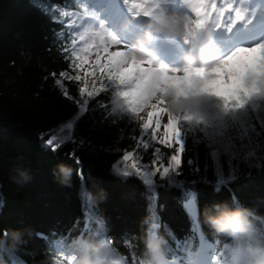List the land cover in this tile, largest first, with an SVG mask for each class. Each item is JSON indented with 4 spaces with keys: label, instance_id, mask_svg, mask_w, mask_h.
Here are the masks:
<instances>
[{
    "label": "trees",
    "instance_id": "trees-1",
    "mask_svg": "<svg viewBox=\"0 0 264 264\" xmlns=\"http://www.w3.org/2000/svg\"><path fill=\"white\" fill-rule=\"evenodd\" d=\"M85 4L86 0H0V236L4 229H17L24 241L14 254L3 259L6 264H11L15 255L26 264H57L65 255L69 256L77 244L76 241L71 249L57 246L54 243L57 237L70 233L76 238L85 223L94 221L97 215L105 223L107 235L113 238V247L119 253L125 252L124 239L127 238L132 241L130 247H134L137 256L140 253L144 256L146 248L142 237L151 222V207L163 225L159 234L151 237L163 236L166 240L164 249L168 264H171V257L182 264H190V260L192 264L202 260L213 264L214 259L215 264L228 263L234 242L209 229L203 219L206 211H217L214 201L229 199L226 189L217 193L210 184L196 185L201 209L200 227L205 237L201 238L192 231V220L183 207L186 188L177 185L149 191L139 178L125 180L111 172L114 162L121 161L125 152L134 150L138 124L127 115L117 119L109 114L107 119H102L107 108L97 107L96 101L107 104L113 91H105L90 100V111L78 123L74 121V135L91 142L76 152L81 161L79 167L66 156L76 147L74 144H65L55 154L42 145L41 133L56 130L78 111L76 100L80 98V84L63 82L73 97L68 99L62 95L64 89L54 85L55 78L50 74L57 73L56 78L61 71L72 74L62 53L63 42L70 34L78 35L76 27L81 21L71 13L85 15ZM49 9L51 14H45ZM63 11H68L70 16H60ZM70 20L75 21L71 30L66 27ZM114 87L108 85L109 89ZM217 105V100L211 101L200 113L211 118L219 111ZM257 118L264 120V105L247 121V125L255 124L259 131ZM113 119L117 122L113 123ZM237 129L240 125H235L226 136L236 137ZM248 131L251 143L248 144L247 139L244 141L248 147L241 151L240 140L235 141L240 155L256 147V141L264 144V134L257 136L251 128ZM185 137L186 150L180 155L181 175L177 179L190 182L206 175L210 181L214 180L212 160L208 157L214 146L206 148L208 141L198 130H187ZM198 138L202 142L194 143ZM155 148L156 145H150L147 150L142 149L143 162L152 159ZM190 159L191 164L188 163ZM206 161L209 165L207 172L204 171ZM61 163L72 170L70 180L65 183L61 182ZM197 165L200 166L199 172ZM241 168L242 173H247L246 167L241 165ZM251 171V178L242 174L230 187L241 206L264 217V167ZM81 172L83 179L78 174ZM155 183H161L159 176ZM218 205L235 207L224 202ZM254 223L264 239L261 234L264 225L257 220ZM95 227L93 223L92 230ZM53 231L56 236L51 235ZM169 231L172 237L168 235ZM37 233L44 234L45 238ZM89 236L85 233L83 237ZM217 239L219 243L213 249L210 245ZM189 246L191 257L184 250Z\"/></svg>",
    "mask_w": 264,
    "mask_h": 264
},
{
    "label": "snow or ice",
    "instance_id": "snow-or-ice-1",
    "mask_svg": "<svg viewBox=\"0 0 264 264\" xmlns=\"http://www.w3.org/2000/svg\"><path fill=\"white\" fill-rule=\"evenodd\" d=\"M164 0H123L128 11L134 18H149L152 14L162 7ZM224 0H193L191 3V23L185 35V41L190 42L194 34L205 24L214 25L217 30L224 28L231 32L232 29L240 22L251 20L247 17V10L243 7L233 6L228 3L220 7ZM43 10V9H42ZM85 15L71 13L83 23L87 19L91 27L83 28L78 35H69L68 40L64 43L62 53L69 63L72 74L68 71L51 73L54 77V85H58L64 90L62 95L65 98L73 99L64 88V80L73 82L84 81L79 87V96L83 99L76 100L78 111L75 116L58 126L56 130L49 129L46 133L40 134V140L46 150L55 154L65 144L72 143L76 147L70 153H67V159L73 161L78 167L81 165L80 158L76 155L79 148L90 144L84 138L74 135V128L77 122L90 111L89 101L95 100L105 91L116 92L118 97L123 100V111L117 112L113 108L112 96L107 104L104 101L97 100L96 106L107 108L102 119H107L109 114L117 119L127 115L131 120L140 123L142 129L139 144L147 150L151 142L159 143L168 149H175L170 154L167 166H156L157 162L162 159L161 149H154L156 159L152 161L153 168L148 165L137 163L139 157L134 158L133 152H125L122 155V163L118 160L114 162L111 172L117 177L127 180L130 177L139 178L143 185L149 191H158L160 187L172 188L177 185L186 188L188 191L182 197L183 207L192 220V231L201 238L204 233L200 227L201 209L199 205V192L196 185L198 183L210 184L213 190L219 193L222 190L229 192V199L223 201H214L217 205L224 202L228 205L239 207L240 203L237 195L231 189V184L246 175L251 178L252 169L264 167V144L256 141V147L240 155L237 152L236 140H240L239 148L241 151L251 143L248 129L255 131L257 136L264 134V120L257 118L260 130L257 131L255 124L247 125L252 113L260 110L264 105V41L257 42L249 46H239L230 51L223 59L210 67H184L168 68L157 64L152 58L140 59L131 55L128 45L123 42L117 35L111 32L100 20V16L94 8H90L87 3L83 9ZM226 13H230L226 15ZM45 14L50 15L51 9ZM62 17H69L68 11L59 13ZM64 23L63 21H56ZM75 21L70 20L66 27L70 30ZM70 45V46H69ZM112 46H121L117 50H112ZM95 55L94 61L90 59ZM91 80V84L88 80ZM108 85L115 86L109 89ZM226 93V94H224ZM172 94L177 98L192 96L214 97L218 101L219 111L208 118L201 113L180 112L174 113L167 106L166 101L162 98ZM117 113L120 116L117 117ZM143 113V115H142ZM167 122L162 123L164 117ZM113 119V123L117 122ZM235 125H240L237 129L236 137H227L226 133ZM247 125V126H246ZM188 131L198 130L208 141L205 147H213L208 152V157L212 160V170L214 180H209L206 175L186 182L183 179H177L181 175L180 155L186 150V137L181 129ZM147 135L148 140L144 137ZM45 136L48 138L45 139ZM248 140V144L244 141ZM202 142L201 139L194 140V143ZM109 151L108 149H105ZM114 151V150H111ZM189 164L192 163L190 159ZM225 164L227 168L225 169ZM241 165L248 169L247 173H242ZM209 165L206 161L204 171L207 172ZM197 171L200 166L197 165ZM83 179L82 172L78 173ZM159 174L161 180L166 184L157 185L154 177ZM207 205V204H206ZM253 218L264 225V217L257 216L252 212ZM149 217L151 222L148 224V235L155 237L159 234L163 226L154 210L150 207ZM95 223V230H92V224ZM85 233L103 236L105 240L114 246L113 238L107 235V227L97 216L95 220H89L85 223L84 229L81 230L77 237L83 238ZM264 235V232L261 233ZM41 238L44 234L37 233ZM51 235L56 236L55 231ZM168 235L172 237L169 231ZM76 237V238H77ZM76 238H72L70 233L60 235L54 241L57 246L70 248L76 243ZM217 239L214 244L210 245L213 249L218 244ZM132 241L125 238L123 253L126 258V264H141L143 253L138 256L134 247H130ZM229 247L226 243L225 249ZM192 256L191 248L184 249ZM168 251L172 249L168 246ZM171 264H175V258L171 257ZM11 264H26L19 260L15 255L11 258ZM57 264H72V258L65 255ZM190 264L192 261L190 260ZM215 264V259L213 261Z\"/></svg>",
    "mask_w": 264,
    "mask_h": 264
},
{
    "label": "clouds",
    "instance_id": "clouds-1",
    "mask_svg": "<svg viewBox=\"0 0 264 264\" xmlns=\"http://www.w3.org/2000/svg\"><path fill=\"white\" fill-rule=\"evenodd\" d=\"M130 20L122 26V31L132 34L134 39L128 44L131 55L137 58H155L158 42L163 39L170 44L186 42L185 35L191 23L187 14L172 13L164 7L146 18L142 31L135 32ZM220 46L215 39V31L211 24L203 25L187 42L184 61L188 67H210L220 60ZM166 106L174 113H200L204 96H186L177 98L172 94L162 97ZM113 108L123 111V100L116 92L112 95ZM59 170L63 174L62 183L70 180L71 167L61 163ZM217 211H206L204 223L209 229L234 242L228 264H264V239H261L250 209L239 207L216 206ZM142 237L146 252L141 258V264H168L163 236L152 238ZM77 244L71 253L72 264H126L125 257L118 249L108 243L105 238L96 234L89 237H77ZM22 233L17 229H4L0 236V264H6L4 256L14 254L23 243Z\"/></svg>",
    "mask_w": 264,
    "mask_h": 264
},
{
    "label": "rangeland",
    "instance_id": "rangeland-1",
    "mask_svg": "<svg viewBox=\"0 0 264 264\" xmlns=\"http://www.w3.org/2000/svg\"><path fill=\"white\" fill-rule=\"evenodd\" d=\"M98 1V6H96L94 3L95 1H91V7L94 8L97 13L100 16V20L102 22L105 23L106 27L113 32L115 35H117L123 42H125L127 45L131 44L133 42V35L129 34V33H125L124 31H122V26L132 20V28L134 29L135 32H139L138 31V23L139 26L142 27L143 23L145 22L144 17H138V18H134L132 16V14L128 11L127 6L124 5H120L119 3H116V5L111 8L108 7L106 2L103 0H97ZM90 2V1H89ZM193 2V0H164L162 7H164L165 9H167L168 11L172 12V13H183V14H187L189 17L191 15L194 16V14L191 13V3ZM219 3V0H218ZM228 3H233V0H224L223 4H220V7H224L226 4ZM233 6H237V7H243L244 9L247 10V12L249 10H251L252 12H259L261 13L262 11V7L264 6V0H246L245 3H242V0H234ZM261 9V10H260ZM230 13H226V15H228ZM191 18V17H190ZM86 27H91L89 21L87 19H85L83 21V23H80L79 27L77 28V33L79 34L80 31L83 30V28ZM215 34H219L218 39L222 40L223 42L226 41L225 38H223L224 36H229L230 32L227 31L224 28H221L219 30H217L215 28V26H213ZM219 31V33H217ZM240 33V32H239ZM254 41H251V45L255 44L257 42H261L264 41V28L262 30H259V32H257L255 35H253ZM162 45H167L166 47H163ZM237 45V44H235ZM243 46H249V45H243ZM121 46H112V50H117L119 49ZM157 49L158 52L155 51V58L153 59L157 64L163 65L165 67L168 68H184V67H188L185 64L184 61V52L187 50V42H177L176 44H170L169 42H167L166 40L161 39L158 42L157 45ZM224 58V57H223ZM223 58H220L223 59ZM90 59L92 61H94L95 59V55L91 56ZM65 81V80H64ZM70 81V80H67ZM78 84H80L79 87H81L84 83V81H80L77 82ZM88 83L91 84V80H88ZM226 94V93H224ZM80 97V96H79ZM83 99L82 97H80L78 100ZM216 99L214 97H204L202 100V107L200 112L203 110V108H205L211 101H215ZM143 115V113H142ZM167 117L165 116L162 120V123H166ZM183 130V128L181 129ZM186 129H184V135H186ZM142 129L140 127V123L138 122L137 124V128H136V133H135V139H136V145L133 152L134 158L139 157L140 159L137 160V163H139L140 165H148L149 168H153L154 166L152 165V161L154 159H156L155 156L152 157V159L149 162H143L142 161V154L138 153L139 150L142 151L143 146L142 144H139V138L141 135ZM145 140H148L147 135H145L144 137ZM150 145H156L157 147H159L161 149V157L162 159H160L157 162L156 166H167L168 165V161H169V156L170 154L174 153L175 149H168L163 145H160L159 143L156 142H151L149 141ZM123 166L122 160H121V167ZM157 176H159V174H157ZM156 176V177H157ZM156 177H154V181L156 180ZM136 178V177H135ZM160 184H166V181L161 180ZM72 253V252H71ZM71 253L69 254V257L71 256ZM175 264H182V263H178L177 261L175 262ZM223 264H228V263H223Z\"/></svg>",
    "mask_w": 264,
    "mask_h": 264
},
{
    "label": "bare ground",
    "instance_id": "bare-ground-1",
    "mask_svg": "<svg viewBox=\"0 0 264 264\" xmlns=\"http://www.w3.org/2000/svg\"><path fill=\"white\" fill-rule=\"evenodd\" d=\"M246 2V0H242V3H245ZM261 10V9H260ZM251 17H253L252 18V20H251V23H247V24H244L243 22H240V23H238L233 29H232V31L230 32V40L232 41V43H233V41L235 40V36H234V33L236 32V31H238L239 30V28H240V26H243V27H245V28H250L251 30H254L257 26H259V25H261V24H264V6L262 7V14H258V12H253L252 14H251ZM138 25V24H137ZM212 26H214V25H212ZM138 28V27H137ZM138 31H141L139 28H138ZM249 35H250V32L249 31H247V32H245L244 33V36L246 37V38H248L249 37ZM255 40V38L254 39H251L250 41H254ZM218 42L221 44V43H223V41L222 40H218ZM248 43V41H246V39H245V43H243V44H247ZM163 47H166L167 45H162ZM156 51L158 52V49L156 48ZM166 122H167V120H166ZM182 132H184V129L183 130H181ZM133 151V150H132ZM138 153H140V154H142L143 155V153H142V151L141 150H139L138 151ZM154 156V155H153ZM152 156V157H153Z\"/></svg>",
    "mask_w": 264,
    "mask_h": 264
}]
</instances>
